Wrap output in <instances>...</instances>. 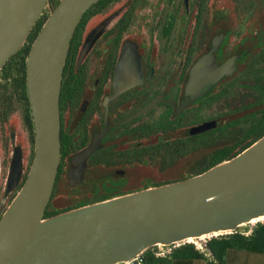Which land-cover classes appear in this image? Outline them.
Masks as SVG:
<instances>
[{"label": "flooded vegetation", "instance_id": "obj_1", "mask_svg": "<svg viewBox=\"0 0 264 264\" xmlns=\"http://www.w3.org/2000/svg\"><path fill=\"white\" fill-rule=\"evenodd\" d=\"M60 112L54 212L182 181L236 157L264 136V0H112L71 40ZM15 149L21 173L7 192ZM34 154L24 108L0 112V219Z\"/></svg>", "mask_w": 264, "mask_h": 264}, {"label": "water", "instance_id": "obj_2", "mask_svg": "<svg viewBox=\"0 0 264 264\" xmlns=\"http://www.w3.org/2000/svg\"><path fill=\"white\" fill-rule=\"evenodd\" d=\"M98 1L61 0L27 55L35 154L25 183L0 219V264H116L155 245L203 241L264 221V136L194 177L45 216L60 164L62 75L76 29ZM47 3L0 0V71ZM111 20L91 30L82 54ZM197 89L187 87L190 94ZM12 138L14 144L15 134ZM21 166L15 149L7 192L18 182Z\"/></svg>", "mask_w": 264, "mask_h": 264}, {"label": "trees", "instance_id": "obj_3", "mask_svg": "<svg viewBox=\"0 0 264 264\" xmlns=\"http://www.w3.org/2000/svg\"><path fill=\"white\" fill-rule=\"evenodd\" d=\"M111 1L112 0H99L91 6L77 27L72 43L77 38L79 28L84 25L88 15L92 13V11H96L98 8L103 7ZM59 2L60 1H49L46 6V12L42 18L37 21L35 27L30 32L27 41L10 59L7 60L0 71V112H4L5 110L15 112L17 106H22L32 130L33 138L35 133L27 91L26 57L34 39L37 37L45 21L49 17L48 14L53 12ZM58 213L61 212H54L51 211L50 208H47L45 216L48 217ZM153 248L154 247H150L143 252V256L152 264H173L174 260L178 259H203L207 261L208 264H227L226 254L230 249L246 250L264 254V221L257 222L251 228L247 225L239 228L233 233L213 236L204 245L203 249L198 248L194 243H185L175 248L166 257H157Z\"/></svg>", "mask_w": 264, "mask_h": 264}, {"label": "crops", "instance_id": "obj_4", "mask_svg": "<svg viewBox=\"0 0 264 264\" xmlns=\"http://www.w3.org/2000/svg\"><path fill=\"white\" fill-rule=\"evenodd\" d=\"M227 264H264V254L246 250L230 249L226 254ZM173 264H208L203 259H178Z\"/></svg>", "mask_w": 264, "mask_h": 264}, {"label": "built area", "instance_id": "obj_5", "mask_svg": "<svg viewBox=\"0 0 264 264\" xmlns=\"http://www.w3.org/2000/svg\"><path fill=\"white\" fill-rule=\"evenodd\" d=\"M255 225V224H254ZM213 236L211 235H207L204 236L202 239L203 241H201V239H189L186 241H182V242H176L170 245H155L152 246L154 247V253L157 257H166L167 255H169L175 248L181 246L182 244L185 243H194L196 244V246L200 249L204 248V245L208 242L209 239H211ZM116 264H152L150 262H148L146 260V258L143 256V253L130 259L127 261H122Z\"/></svg>", "mask_w": 264, "mask_h": 264}, {"label": "rangeland", "instance_id": "obj_6", "mask_svg": "<svg viewBox=\"0 0 264 264\" xmlns=\"http://www.w3.org/2000/svg\"><path fill=\"white\" fill-rule=\"evenodd\" d=\"M15 144L16 143H14V146H15ZM256 224V223H255ZM245 226H247V225H245ZM245 226H242V227H245ZM254 225L253 224H249V227L251 228V227H253Z\"/></svg>", "mask_w": 264, "mask_h": 264}]
</instances>
